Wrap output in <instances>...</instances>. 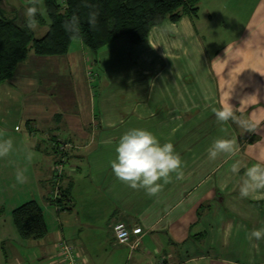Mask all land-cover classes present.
<instances>
[{"label":"crops","instance_id":"obj_1","mask_svg":"<svg viewBox=\"0 0 264 264\" xmlns=\"http://www.w3.org/2000/svg\"><path fill=\"white\" fill-rule=\"evenodd\" d=\"M223 3L219 19L200 8L196 18L185 16L177 23L167 20L153 28L148 41L155 48L161 43L163 48L172 45V66L164 71L163 63L160 70L165 73L146 92L141 91L144 86L139 84L138 72L111 77L116 82L126 78L129 83L119 90L116 84L110 85L114 88L103 100L108 103L98 106L99 116L95 105L88 109L90 119L82 121L65 117L64 109L54 103L38 102L43 92L38 83L41 76L27 74V64L48 69L47 60L63 57L71 64L70 52L60 57H38L31 52L14 77L0 86V95L9 90L18 99L15 110L0 107V144L11 141L7 153L0 155V264H64L58 254L60 240L77 248L82 264H264V236L249 238L253 231L264 230V188L241 195L246 170L257 164L264 168V0H257L251 11L249 0H238L233 13L229 0ZM168 31L177 36L175 41L168 39ZM113 45L102 53L111 56V63L115 57L110 53L126 46V41ZM102 54L85 64L93 61L102 68ZM21 71L27 76L23 86L18 82ZM42 76L40 80H46ZM177 82L181 86L176 89L189 91L174 100L184 104L180 106L171 102L168 88L177 87ZM198 93L204 102L193 109L190 104ZM223 107H231L236 119L218 120L216 110ZM17 111H26L23 125L19 119L10 120ZM200 111L199 120L217 128L216 140L230 141L232 151H220L212 159L206 148L201 160L216 164L199 178L197 169L185 163L193 161L192 119ZM239 120L249 121L251 127H241ZM87 125L93 131L86 130ZM133 128L150 131L161 144L172 143L176 153L177 145L183 144L178 170L182 178L173 172L167 182H157L161 184L157 193L149 194L116 177L111 167L116 146ZM182 128L184 139L178 142L177 130ZM61 141L72 145L67 154L72 170L57 177L55 168L61 160L55 144ZM85 160L87 171H80ZM230 161L233 166L239 164L237 171L226 168ZM18 173L22 180L17 179ZM210 179L212 186L207 184ZM205 185L204 193L196 197ZM56 190L61 193L57 198ZM32 201L41 208L48 229L41 241L23 240L13 219L16 209ZM117 222L130 227L129 245L116 242Z\"/></svg>","mask_w":264,"mask_h":264},{"label":"rangeland","instance_id":"obj_2","mask_svg":"<svg viewBox=\"0 0 264 264\" xmlns=\"http://www.w3.org/2000/svg\"><path fill=\"white\" fill-rule=\"evenodd\" d=\"M227 1L228 0H201L199 8L205 11L206 15L214 14V16L219 19V17L217 16H219L218 14H221V12L224 9L223 5L225 3L223 2H227ZM237 1L238 0L236 1L229 0L230 12L233 13V11L234 12L236 11ZM0 2H1L0 14H3L7 19H10V20H14L18 17H21V15H24V17L26 18L25 24L33 32L35 38L39 39L46 35V33L48 32V26L50 22H49V17L47 15L45 0H1ZM256 3H257V0H249L250 11L253 9ZM33 6L37 8L40 15L45 20L44 25L40 24L37 21L36 22L30 21L31 19L30 14L28 13L27 10L29 8H32ZM226 8L227 6H225V9ZM168 33L169 31L166 33L168 39L172 38V40L174 39L176 40L177 38L176 35H174L171 32L168 35ZM122 42L124 43L125 40H121L118 43H122ZM75 43L76 44L72 45L70 49V54H68L70 55L71 58H74L73 63L69 64L70 62L67 61V58L66 60H64V57L56 58L57 60H51V61L47 60V63L51 65L48 67V69H45V68L43 69L36 63L29 62L27 64V68L29 69L30 72H27V74L32 73V74L38 75V77L41 76L40 79H42L43 77L42 74L45 75L46 80L39 79L38 81L39 90L43 89L42 95L37 97L39 104L47 106V105H53L54 103L56 108L61 107L64 109V111L66 112L65 117L66 116H69V117L76 116L80 118V120L82 121L84 119L86 120L90 119L88 118V114H90L88 109L92 105L96 106L97 108L96 115L99 116L100 109L98 108V106L100 105V103H105V102L108 103L107 101H103V100L105 99L107 93L110 92L112 88H114L113 86H110L111 84H114V85L116 84L117 86L116 89L119 90L122 87V84L127 85L129 83V80H127L126 78H123L122 80L118 78L119 80L118 82H116V79L114 78L110 79L111 77H118L116 74L120 72L125 73L124 77H126L127 73L132 75V73L138 72L140 74V76L138 75V77L141 78L142 76V79L139 80L140 81L139 84L144 86L143 89H141V91H145V92L146 90L149 91L154 87L156 83L160 81L161 75L165 73L163 72L162 69L160 70V66L164 63V71H168L170 67L172 66V63L170 62L171 59L169 57L175 54V51H174V48H172V45L167 46L166 48H163L165 47V45L161 43L162 47L158 45V47L155 48L151 46L150 42L148 41L147 43H145L146 45L144 47L135 50V49H131L130 47L132 46L128 44V42L126 41V46L119 47L118 51L110 53V55H113V57H115L114 63H111L109 61L111 57L109 56V54L107 55L102 54V53H105L106 50H109L108 47L105 48V50L101 52V54L104 55L105 59L102 60L103 61V63L101 64L102 68H100L97 64L95 65L94 64L95 62L93 61H90L88 64H85L86 60L91 59V58L94 60L96 56H94L93 53L90 50H88L85 46L83 50L79 41H75ZM223 43L224 42H220L219 45H222ZM224 44L226 45V43ZM112 47H114V45L111 46V49ZM96 59L98 60V57ZM26 61L27 60L23 61V63ZM23 63H21L20 67L23 66ZM53 64L55 65V67L52 66ZM178 68L181 72L184 69V67L180 64L178 65ZM110 73H114V75H111ZM25 77L27 76L22 75V71L20 73L18 72V82L22 81ZM120 77H121V74H120ZM36 79H33V81H35ZM15 83H16V86L18 87L17 82ZM21 86H23V81L21 82ZM180 86H181V83H178V82H177V87L175 88L168 86V88H170L171 93L173 94L171 96V99L173 101L171 102L178 104V106L184 105L180 101L174 102V100L175 99L177 100V97H179L180 95L179 93H183V95H188L189 93V91L184 90V88L176 89V88H180ZM19 90L21 92H24L23 88L21 87H19ZM10 92L11 91L8 90V92L1 93L0 107L3 106L4 108L15 110V108L13 107L16 105L18 99H17V96L14 97V95H11ZM116 95L120 96V93H118L117 91ZM203 99L204 97L198 93V95H194L193 102L190 105L193 107V109H195L197 105L199 106L203 104L204 102ZM21 102L22 103L20 104V106L24 105L23 100ZM134 102L135 101L133 102L129 101V103H134ZM117 103H120V100ZM49 108H51V106H49ZM25 113L26 111H17L15 113H12L10 120L12 121L13 120L12 118H15L16 120L19 119L17 120V122H19L18 124L23 125L21 121H24ZM201 116H202L201 111L193 113V119H192L194 121L193 128H192L193 161L190 160L192 161L191 163L188 160L190 164L185 163L187 167L190 168L192 166L193 169L194 168L197 169L196 171L194 170V172L199 178L206 171H211L212 167L215 166L216 164L215 161H210L207 159L201 160V158L206 155V152H205L206 148L207 150L210 149V147L216 141V132H217V128L210 127L209 126L210 123L207 122L206 120L201 122V120H199ZM0 117H1V114H0ZM93 117L91 118V120L93 119ZM88 127L89 125H87L86 130L89 129L93 131L92 126H90V128ZM177 133L178 135L176 138H178V142H179L180 139H184V129L182 128L180 130H177ZM55 146L59 150L60 160H61L55 169L59 170L61 168L62 172L71 171L72 167L70 166L72 164V161H68L67 154L69 153L70 151L69 149H71L72 145L61 141V142H57ZM181 152L183 153V144L182 146L178 144L177 154L180 155ZM236 166L239 167V164H237ZM87 167L88 165L85 160V163L83 164L82 169L80 171H87ZM232 167H233V162L230 161L228 167L226 168L230 170L232 169ZM75 171H78V170L75 169ZM215 178L216 176L213 177V179ZM207 184L212 186L214 184V180L212 179L208 180ZM206 185L203 187L202 190H200L195 195L196 197L204 193V190H206V187H207ZM55 194L60 195L61 193L59 190H56Z\"/></svg>","mask_w":264,"mask_h":264},{"label":"trees","instance_id":"obj_3","mask_svg":"<svg viewBox=\"0 0 264 264\" xmlns=\"http://www.w3.org/2000/svg\"><path fill=\"white\" fill-rule=\"evenodd\" d=\"M1 1V0H0ZM48 32L35 38L24 15L14 20L0 14V86L11 80L31 52L38 57L65 56L72 43L80 41L94 56L125 40L131 46L145 44L153 28L167 20L196 18L201 0H45ZM1 5V2H0ZM30 21L44 25L36 7ZM1 10V8H0ZM1 12V11H0ZM29 21V22H30ZM61 202V201H60ZM21 238L41 241L48 229L43 212L29 202L13 212Z\"/></svg>","mask_w":264,"mask_h":264},{"label":"clouds","instance_id":"obj_4","mask_svg":"<svg viewBox=\"0 0 264 264\" xmlns=\"http://www.w3.org/2000/svg\"><path fill=\"white\" fill-rule=\"evenodd\" d=\"M29 14L35 12L34 8H29ZM216 117L220 121L236 119L231 107H223L216 110ZM238 123L243 128H250L251 124L247 120H239ZM11 147V141L0 144V155L7 153ZM117 155L111 161V167L122 181L128 182L130 187L144 188L149 194L157 193L161 184L157 183L161 179L167 182L171 173H177V179L182 178L183 173L178 171L181 168V158L175 152L172 143L161 144L156 136L150 131L133 128L125 132L119 139L115 149ZM231 152L232 143L227 140L218 139L209 149V157L214 159L218 152ZM237 166H233V171H237ZM247 179L241 188V195L247 196L250 190L264 188V168L260 165H253L246 170ZM17 179L22 180V173L17 174ZM264 236V230H255L251 233L250 239L257 240Z\"/></svg>","mask_w":264,"mask_h":264},{"label":"built area","instance_id":"obj_5","mask_svg":"<svg viewBox=\"0 0 264 264\" xmlns=\"http://www.w3.org/2000/svg\"><path fill=\"white\" fill-rule=\"evenodd\" d=\"M55 171L57 177H60L62 169H55ZM58 196L59 194H55V198H57ZM114 236L116 242L119 245H129L131 242L132 232L130 227L126 223L117 222L114 225ZM57 248L60 259L64 264H82V259L81 257H79L77 248L73 244L67 242L66 240H60L58 242Z\"/></svg>","mask_w":264,"mask_h":264}]
</instances>
